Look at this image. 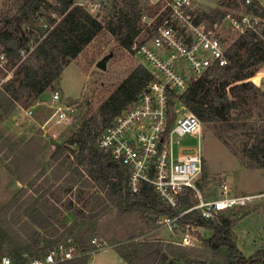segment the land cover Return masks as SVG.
I'll list each match as a JSON object with an SVG mask.
<instances>
[{
    "label": "rangeland",
    "instance_id": "1",
    "mask_svg": "<svg viewBox=\"0 0 264 264\" xmlns=\"http://www.w3.org/2000/svg\"><path fill=\"white\" fill-rule=\"evenodd\" d=\"M39 12L37 27L45 29L55 20L62 21L49 6L54 0H46ZM74 6L84 8L106 26L115 20L123 7L124 0H74ZM232 3L233 0H228ZM141 16L142 32L137 41L153 37L156 28L168 17L167 1L136 0ZM200 13L212 14L214 11H227L223 0H197ZM19 3L13 0H0V29L5 22L16 16ZM55 25V26H56ZM52 26V27H55ZM29 30L23 27L20 34L28 36ZM38 34L35 35V38ZM226 40L229 32H224ZM29 46L35 49V40ZM113 54L106 71L97 67L105 56ZM23 61L29 53L23 51ZM21 62L18 64V66ZM18 66L6 70L0 68V92L4 94L11 78L18 71ZM149 66L145 59L136 55L132 49H123L116 38L107 31L87 45L83 52L64 69L61 80L54 91H48L41 99L25 95L11 112L0 109V248L27 250L38 240L48 247L54 242L68 243L69 238L83 240L92 246L96 240L106 248L88 257L87 264H129L124 261L121 251L125 247L144 241L164 243V251L176 264L191 263L197 260L209 264H223L224 253L214 255L207 252L203 240L212 233L205 229L193 233L192 246L179 247L180 232L173 234L170 229L161 226L162 218L156 223L148 221V216L137 213L123 214L105 190L101 192L89 179L85 167L78 166L77 158L66 159L64 156L53 158L57 143H66L78 130L81 118L89 107L97 109L106 101L138 68ZM262 73L252 83L261 92L250 93L247 109H252L253 119L264 117V66L256 74ZM255 76V77H256ZM20 82L15 83L19 88ZM61 95L62 106L70 105V122L67 124L47 120L54 111L53 95ZM231 100H238L229 96ZM184 106V105H182ZM246 109V110H247ZM32 110L28 117L26 111ZM179 117L191 113L186 107L179 106ZM244 113V114H243ZM232 118L236 122L246 119L245 109L233 110ZM239 119V120H238ZM100 124V120L98 121ZM44 127V128H43ZM215 126L203 125L202 137L197 135L174 136V150L178 154L188 153L186 149L202 148L205 180H201V190L208 198L218 195L220 184L226 180L234 195L264 194V170L245 168L229 149L217 138ZM49 130V132H48ZM62 135L63 139L59 136ZM27 150L46 151L41 157L26 153ZM23 150L25 152H23ZM49 165L39 164L38 159ZM225 213L236 221L235 238L239 249L246 257H252L264 250V198L256 200L249 207L243 208L236 215ZM66 240V241H65ZM174 247L177 256L170 252ZM29 254V253H27ZM138 264H161L160 258H151Z\"/></svg>",
    "mask_w": 264,
    "mask_h": 264
},
{
    "label": "trees",
    "instance_id": "2",
    "mask_svg": "<svg viewBox=\"0 0 264 264\" xmlns=\"http://www.w3.org/2000/svg\"><path fill=\"white\" fill-rule=\"evenodd\" d=\"M13 1L19 3L16 16L8 19L0 29V48L6 55L8 66L17 67L21 62L10 84L2 89L5 95L0 92V109H7V112L13 111L17 102L25 95L34 97L37 101L48 91H54L64 69L76 60L84 48L103 30L114 36L125 50L132 49L142 32L136 0H124L116 19L108 22L106 26L84 8L74 6V0H54L49 6L63 19L58 25L55 20L51 21V25L45 29L37 27V18L46 0ZM227 1L223 0L224 5L231 7ZM255 13L264 18V11L260 13L255 10ZM223 16V12L216 10L212 14L201 13L199 18L214 23ZM23 27L29 30L28 36L24 33L17 37ZM148 32L150 36L142 42L152 38V31ZM33 40L36 45L34 50L29 46ZM23 51L29 53L25 61ZM229 57V66L213 69L196 79L185 94L175 96L174 100L179 99L203 125L215 126L214 128L218 129L217 138L245 168L264 170V117L253 119L252 109H247L246 105L250 93L261 92L251 79L264 66V40L254 33L247 34L236 42ZM151 79L152 75L147 68L138 67L97 109L89 107L74 135L64 144L57 143L53 158L76 157L78 166L86 168L89 179L98 190L108 192L120 212L146 215L148 221L156 223L163 216L175 217L180 211L167 208L154 189L147 184L141 186L139 194L133 195L129 187V169L101 152L97 146L105 130L137 102L141 91ZM18 81L19 88H16L15 83ZM230 95L238 100H231ZM173 107L172 105L171 109ZM242 109H245L247 117L241 123L236 122L237 119H233L231 113L233 110L239 112ZM175 118L173 113L169 130ZM205 179L206 176H203L202 180ZM199 186L201 187L200 183ZM193 202L190 192L183 195L184 209L190 207ZM235 225L236 221L225 213L215 220H206L199 213L192 212L178 221L181 230L191 226L210 231V238L203 240L204 249L214 255L224 253L223 264H264V250L248 258L239 249L234 233ZM72 241L80 251H88L91 248L83 240ZM58 243L53 244L56 246ZM52 247L36 240L27 250L13 248L6 251L0 248V251L21 261L26 253L33 258H41ZM164 247L162 242L144 241L125 247L121 255L129 264H138V261L144 262L151 258H160L161 264H176L169 258V253L164 251ZM168 248L173 256L183 258L181 255L177 256L174 247ZM87 261L88 257H85L65 264H87ZM185 264L209 263L201 260L191 263L185 259Z\"/></svg>",
    "mask_w": 264,
    "mask_h": 264
},
{
    "label": "built area",
    "instance_id": "3",
    "mask_svg": "<svg viewBox=\"0 0 264 264\" xmlns=\"http://www.w3.org/2000/svg\"><path fill=\"white\" fill-rule=\"evenodd\" d=\"M165 1L168 17L156 28L152 38L145 42L136 40L132 46V51L147 62L152 79L137 102L105 130L97 146L129 169L133 195L139 194L141 186L147 184L167 208L180 211L175 217L163 216L161 226L173 234L180 232L178 245L187 247L192 246L193 233L200 228L188 226L181 230L178 221L183 216L197 212L206 220H215L220 214L238 212L264 198V194L234 195L226 180L220 184L218 196L206 197L199 186L204 174L201 146L186 149L189 151L186 154L182 150L176 154L173 143L175 135L201 138L203 132V124L194 114L179 117V106L182 109L185 106L179 99L174 100L175 96L185 94L193 81L213 69L229 66V53L241 37L254 33L264 40V18L255 13V10L264 11V0L227 1L231 7L223 3L227 11H221L223 18L214 23L199 18L197 0ZM225 31L229 32L228 40L224 37ZM7 65L6 55L0 48V68L6 70ZM53 102L54 111L44 127L51 121L70 122L72 108L62 106L60 93L53 95ZM173 113L176 118L169 130ZM26 115L31 117L33 111H26ZM187 192L194 202L184 209L182 197ZM105 248L96 240L88 251L78 250L71 242L60 243L41 258L26 253L21 261L0 251V264H65Z\"/></svg>",
    "mask_w": 264,
    "mask_h": 264
},
{
    "label": "crops",
    "instance_id": "4",
    "mask_svg": "<svg viewBox=\"0 0 264 264\" xmlns=\"http://www.w3.org/2000/svg\"><path fill=\"white\" fill-rule=\"evenodd\" d=\"M59 137H60L61 139H63L62 135H60ZM53 151H54V152L56 151L55 147H53ZM23 152H25V151L23 150ZM45 152H46V151H42V150H40V151H38L37 153H35L34 151H31V150H27V149H26V153H27L29 156H30V154H32L33 156L37 154L38 156H40V158L43 157V156H45V154H46ZM54 152H53V153H54ZM29 153H30V154H29ZM0 155H1V153H0ZM38 162H39V164H44V165H46V164L49 165V164L53 163V162H52V158L50 159V163H49V162H48V163H45L44 158H43V159H38ZM217 196H218V195H217ZM214 197H216V196H214ZM65 241H66V240H65ZM68 241L71 242V243L73 242V241H72V238H69ZM63 242H64V241L59 242L58 244L63 243Z\"/></svg>",
    "mask_w": 264,
    "mask_h": 264
},
{
    "label": "water",
    "instance_id": "5",
    "mask_svg": "<svg viewBox=\"0 0 264 264\" xmlns=\"http://www.w3.org/2000/svg\"><path fill=\"white\" fill-rule=\"evenodd\" d=\"M112 57H113V54H109V55L105 56L101 61H99L97 63V67L102 71H106L107 67H108V63ZM236 214H237V211L234 212V215H236Z\"/></svg>",
    "mask_w": 264,
    "mask_h": 264
},
{
    "label": "bare ground",
    "instance_id": "6",
    "mask_svg": "<svg viewBox=\"0 0 264 264\" xmlns=\"http://www.w3.org/2000/svg\"><path fill=\"white\" fill-rule=\"evenodd\" d=\"M258 78V77H257Z\"/></svg>",
    "mask_w": 264,
    "mask_h": 264
}]
</instances>
